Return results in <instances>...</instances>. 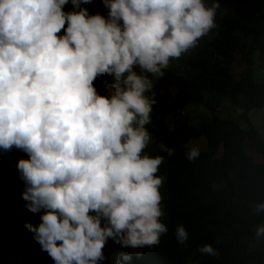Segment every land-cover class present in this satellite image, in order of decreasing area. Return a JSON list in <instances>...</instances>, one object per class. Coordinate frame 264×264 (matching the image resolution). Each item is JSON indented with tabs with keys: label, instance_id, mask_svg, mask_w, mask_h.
I'll use <instances>...</instances> for the list:
<instances>
[{
	"label": "clouds",
	"instance_id": "9594fccd",
	"mask_svg": "<svg viewBox=\"0 0 264 264\" xmlns=\"http://www.w3.org/2000/svg\"><path fill=\"white\" fill-rule=\"evenodd\" d=\"M68 2L0 0V156L13 149L27 155L9 167L23 181L24 207L43 210L38 225L25 223L41 249L55 264H98L109 238L142 248L167 232L156 175L164 157L142 154L156 103L145 95L153 81L143 73L163 76L170 59L215 26L220 4L103 0L106 19L80 7L91 0H71L78 10L65 12ZM104 75L114 77L103 82L107 95L94 85ZM160 149L174 154L163 143ZM199 155L193 148L187 158ZM176 238L187 241L183 226ZM199 251L218 255L210 244ZM131 260L121 253L116 264Z\"/></svg>",
	"mask_w": 264,
	"mask_h": 264
},
{
	"label": "trees",
	"instance_id": "16d2710c",
	"mask_svg": "<svg viewBox=\"0 0 264 264\" xmlns=\"http://www.w3.org/2000/svg\"><path fill=\"white\" fill-rule=\"evenodd\" d=\"M98 1L80 7L107 19L110 9ZM203 3L206 7L220 4L215 26L194 47L170 59L163 76L143 73L153 81L145 95L154 96L156 103L145 126L150 141L142 154L164 157L156 175L163 178L159 192L164 215L159 219L167 232L158 244L142 248L123 247L109 238L102 250L105 259L98 264H116L121 253L132 254V260L123 264H154L157 257L158 264H264V236H256L264 226V211H255L264 204V140L247 116L250 110L264 109V0ZM73 10L78 9L69 0L63 11ZM236 61L242 65L234 71ZM133 70L141 74L139 66ZM104 81L113 82L114 77L96 79L101 95H107ZM224 101L240 110L236 118L217 116ZM194 105L210 114L197 126L190 123L188 113ZM200 137L205 147L190 161L187 153L193 148L188 143ZM161 143L174 149V154L162 151ZM246 145L261 155L260 162L252 159ZM19 158L27 155L17 149L0 156V264H55L25 227L26 222L38 225L43 210L33 214L24 207L23 181L9 167ZM105 223L102 218L101 226ZM178 226L188 233L183 244L176 238ZM205 244L218 255L201 253L199 248ZM137 252L142 255L137 257Z\"/></svg>",
	"mask_w": 264,
	"mask_h": 264
},
{
	"label": "rangeland",
	"instance_id": "374dc122",
	"mask_svg": "<svg viewBox=\"0 0 264 264\" xmlns=\"http://www.w3.org/2000/svg\"><path fill=\"white\" fill-rule=\"evenodd\" d=\"M98 0H91L90 5H96L98 4ZM106 18V17H105ZM242 63L240 61H236L233 63L232 69L234 71L241 68ZM140 73L142 74V70H140ZM138 74V73H137ZM239 109H232L230 105L227 103V101H224L223 105L220 106V108L217 111V116L219 118H236L239 114ZM188 113L190 115V123L194 124L195 126L199 125L203 120L210 117V114L208 111L203 108L202 106L194 105L193 107H190L188 109ZM248 120L250 124H252L260 133L261 138L264 140V109H253L250 110L247 113ZM171 117H169L170 120ZM189 149L190 148H201L205 147V139L203 137H200L192 142L188 143ZM246 150L248 154L252 157V159L256 162L261 161V156L257 153H255L249 145H246ZM221 150H219L218 154H220ZM215 188H219L218 184L214 185Z\"/></svg>",
	"mask_w": 264,
	"mask_h": 264
}]
</instances>
